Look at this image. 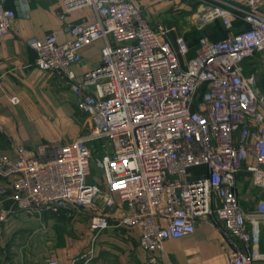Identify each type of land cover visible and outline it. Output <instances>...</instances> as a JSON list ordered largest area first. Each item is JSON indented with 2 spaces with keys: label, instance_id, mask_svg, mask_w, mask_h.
Returning a JSON list of instances; mask_svg holds the SVG:
<instances>
[{
  "label": "built area",
  "instance_id": "2783aa9c",
  "mask_svg": "<svg viewBox=\"0 0 264 264\" xmlns=\"http://www.w3.org/2000/svg\"><path fill=\"white\" fill-rule=\"evenodd\" d=\"M15 1L16 9L0 3V45L17 14L29 16L27 1ZM194 1L199 30L216 21L231 30L238 19L244 29L221 40L203 37L191 52L185 36L172 40L163 23H149L130 0H61V19L91 8L96 21L68 24L63 42L54 33L27 40L37 68L68 80L89 129L72 143H42L30 155L19 146L14 160L1 158L0 174L14 178L11 198L20 210L74 217L91 208L92 226L101 232L113 226L110 211L117 208V225L139 226L148 252L195 233L198 219L212 216L223 222L229 264H255L249 216L235 187L254 158L247 169L264 188V90L247 67L257 55L264 61V0ZM99 40L101 65L78 80L72 66ZM103 139L116 147L95 156ZM94 167L105 187L89 181ZM257 214L264 218V201ZM72 264H98L93 247Z\"/></svg>",
  "mask_w": 264,
  "mask_h": 264
},
{
  "label": "crops",
  "instance_id": "0c3cea01",
  "mask_svg": "<svg viewBox=\"0 0 264 264\" xmlns=\"http://www.w3.org/2000/svg\"><path fill=\"white\" fill-rule=\"evenodd\" d=\"M26 1L29 16L18 13L0 45V160H14L19 146L30 155L42 143H72L89 129L88 116L79 108L68 80L37 68L36 53L27 40H43L54 33L59 41H66L68 24H91L96 21V15L91 8H81L61 19V0ZM130 1L152 25L171 23L172 40L183 35L191 47V41L202 35L193 31L200 15V5L194 0L192 4L187 0ZM0 3L10 9L17 8L15 0H0ZM218 24L206 25L204 33L216 38L221 33ZM103 46L104 42L99 40L81 50L82 62L72 66L78 80L86 71L101 65ZM249 63L264 66L260 55ZM258 84L264 90L260 81ZM14 97L16 102L12 101ZM255 163L254 158L245 162L237 174L235 191L249 216L252 235L249 252L255 264H264V218L257 214L259 203L264 201V188L254 185L253 174L247 169ZM13 181V177L0 174V191H3L0 216L6 214L0 224V264H47L50 260L72 264L90 247L98 264H229L231 246L223 233V222L212 216L199 218L195 233L166 240L162 251L148 252L140 245L139 226L117 225L121 215L117 208L110 211L113 226L101 232L93 228V210L87 207L79 208L74 217L66 216L64 211L34 216L20 210L12 200ZM89 181L105 187L101 172L95 167Z\"/></svg>",
  "mask_w": 264,
  "mask_h": 264
},
{
  "label": "rangeland",
  "instance_id": "374dc122",
  "mask_svg": "<svg viewBox=\"0 0 264 264\" xmlns=\"http://www.w3.org/2000/svg\"><path fill=\"white\" fill-rule=\"evenodd\" d=\"M189 3L192 4V1L193 0H187ZM220 24V26L218 27V29L221 30V33L217 34V37L216 38H211L213 40H221V39H224L226 38L230 32L234 33V32H239L241 30L244 29V24H243V21L242 19H238L237 22H235V24L233 25L232 29L231 30H228L226 29L220 21H216ZM165 23V24H164ZM163 24L166 26V29L167 31L170 33L172 32V25L171 23H166V22H163ZM218 24V25H219ZM206 30V26L199 30L197 29V27H195L193 29V31H200L202 32V37L201 36H198V38L196 40H193L191 41V48L192 50H194V47H196L197 44H199L200 40L203 38V37H209L207 34L204 33V31ZM199 33V32H198ZM201 37V38H200ZM210 38V37H209ZM248 69L250 70H255L256 71V68L258 69L256 73V76L258 78V81H260L262 83V85H264V66L262 65H258V66H255L253 65V63H249L247 65ZM116 147V144L113 142V140H110V139H103V140H100L99 142H96L95 145H94V155L95 156H104V155H110L113 153L114 149Z\"/></svg>",
  "mask_w": 264,
  "mask_h": 264
},
{
  "label": "trees",
  "instance_id": "16d2710c",
  "mask_svg": "<svg viewBox=\"0 0 264 264\" xmlns=\"http://www.w3.org/2000/svg\"><path fill=\"white\" fill-rule=\"evenodd\" d=\"M191 52H193V51H192V48H191Z\"/></svg>",
  "mask_w": 264,
  "mask_h": 264
}]
</instances>
